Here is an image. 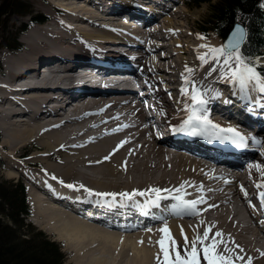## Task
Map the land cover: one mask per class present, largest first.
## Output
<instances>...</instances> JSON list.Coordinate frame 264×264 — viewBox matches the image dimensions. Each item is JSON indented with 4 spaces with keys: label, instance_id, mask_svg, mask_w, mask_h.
<instances>
[{
    "label": "bare ground",
    "instance_id": "bare-ground-1",
    "mask_svg": "<svg viewBox=\"0 0 264 264\" xmlns=\"http://www.w3.org/2000/svg\"><path fill=\"white\" fill-rule=\"evenodd\" d=\"M82 1V4L75 0L70 5L63 2H59V5L53 4L56 7L53 14L59 15L57 17L60 19L42 15L48 24L51 22L49 25L53 28L32 29L27 32L23 36V43L27 47L18 54L7 55L6 50L1 53L0 95H3L8 106L2 110L3 115L0 116V147L5 149L4 158L10 162L6 163L9 175L17 176L13 167L31 168L25 178L29 183L27 187L31 203L35 206V216L32 218L34 222L54 230L60 240H64L68 247L78 253L77 260L80 262H83L84 255H93L95 250L116 256L115 249L124 248L126 253L125 242L135 236L139 241H143L147 250L135 243L129 248L133 252L131 261H135L134 264H152L154 257L156 261L159 251L156 241L162 235L158 229L164 227L166 221L171 235L181 247L184 244L181 228L191 242L196 234L203 235L205 227L214 225L210 236L216 231L224 233L225 240L235 241V244H228L229 248L234 249L231 255L238 254L245 258L243 261L236 260L235 264H246L248 258L252 259V264H264V256L261 255L264 253V208H261L259 190L255 186L258 182H264V135H246L252 143L245 141V149L241 153L236 156L223 154V158L235 167L238 174L221 175L220 180H215L201 158L204 152L199 145L203 141L186 140L183 136L178 143L175 130L179 121L183 124L188 119V112L193 113V107L189 105L191 101L188 102V96L178 92L177 84L184 85L189 94L195 85L201 93L207 95L208 119L212 117L211 114L214 120L219 122L230 123L232 119L249 131H252V128L264 131L258 123L264 119V94L256 91L251 85L250 87L258 93L241 92L239 86L230 81V77L227 79L215 76L221 66L211 57L200 66L199 71L188 66L192 71H186V65L182 64H195L196 58H192V61L183 59L184 55L191 53L187 47L177 51V37L183 45L187 42L184 39H187L190 32L181 29V21L177 20V16H172L176 10L169 14V17H162L163 10L167 8L165 0H87L91 7L84 4L86 0ZM127 7L131 10H126ZM69 8L80 12H63L70 11ZM158 8L161 9V15L150 24L142 28L139 26L137 31L129 27L122 32L117 31L118 24L114 23L113 19L118 17L115 15L129 16L128 22H131L134 18H147L141 15L144 12L157 15ZM176 14L178 15V12ZM105 19L108 20L106 23ZM236 24L245 28L242 23L236 22L231 30ZM95 25L98 26L94 27ZM93 30L95 32H91ZM123 33L132 38L123 37ZM174 37L175 40H171L173 43H160L166 38ZM210 37L205 43L206 51L198 47L201 52L207 53L213 47L220 48L215 37ZM224 41L225 38L222 43ZM244 42L239 45L240 50ZM123 45H128L130 50L136 47H144V50L137 55L133 51L125 54L128 48ZM173 46L175 53L170 51ZM42 52L48 61L49 56H52L57 64H63L69 71L76 70L78 65H89L102 71H118L123 68L131 72V84L142 86L149 91L143 99H139L133 96V90H96L77 81L73 88L66 90V96L77 102L72 115L61 114L58 112L60 109L49 111L45 108V103H50V100L45 93L52 91L56 94V86L51 90L33 87L14 90L2 85L4 83L13 87L20 81V76L28 77L29 74L22 73V70L28 66L32 69L34 57L40 58ZM135 56L138 58L137 63L129 60L135 59ZM164 58H167L166 64ZM175 58L177 65L171 63ZM256 58L262 59L264 55L259 54ZM222 60L223 57L221 63ZM57 64H51L54 68L50 78L45 77L37 83L60 82L63 69ZM259 64L263 65L264 62ZM46 65L42 64L44 67ZM74 65L76 66L73 67ZM135 66L139 69L135 70ZM213 68L216 70L212 71ZM255 68L260 73L259 67ZM40 70L41 67L38 71ZM176 70L179 71L183 82L177 81L179 75ZM167 72L170 73L168 76ZM41 73L47 74L48 69L43 68ZM186 80L189 82L185 83ZM217 83L219 86L215 85ZM235 87L238 88L236 95L242 96L245 101H249V95H258L256 108L249 111L222 99L228 97L226 91L232 93ZM9 93L13 94L11 97L15 101H10ZM21 93L27 96L20 99ZM57 101H61V97ZM71 106L75 105L71 103ZM22 115L26 116V119ZM238 132L242 133V130ZM251 134H254L253 131ZM123 141L127 143L120 147ZM214 141L215 137H211L208 144ZM255 156L262 159L254 162ZM212 159L215 160L216 157ZM67 184H73L76 188L69 189L65 186ZM182 184L184 191L175 192L174 190ZM79 185H84L86 189L95 186L100 192H116V188L124 192L145 191L148 188L169 189L172 190L170 197L174 204L178 203L174 199L176 195H181L186 200L202 196L205 202L197 205L196 215L182 212V216L178 218L153 211L150 213L155 215L153 218L135 221L136 208L133 205H124L120 211L114 213L93 209L91 201L100 204L108 200L119 206L123 201L120 197H117L116 202H112L110 197L89 196ZM238 186H243L247 198ZM143 198H135L138 205L143 204ZM166 203L167 200L162 204ZM174 204H171V207ZM211 205L214 207H210ZM247 219H251L250 223H246ZM160 223L163 224L157 227ZM107 228L116 230L110 231ZM149 228H153L151 232L147 231ZM131 231L136 233H121ZM236 245L240 247L237 248ZM223 249L224 246L221 245L220 251ZM85 264L108 262L96 256L88 259Z\"/></svg>",
    "mask_w": 264,
    "mask_h": 264
},
{
    "label": "snow or ice",
    "instance_id": "snow-or-ice-1",
    "mask_svg": "<svg viewBox=\"0 0 264 264\" xmlns=\"http://www.w3.org/2000/svg\"><path fill=\"white\" fill-rule=\"evenodd\" d=\"M203 39V37H198ZM201 47H207L206 45H201ZM231 49V51H229ZM208 57H211L213 61H216L221 66V76L230 77L231 82L239 86L241 92H246L251 85L259 93H264V76L256 71L255 66L252 65L250 61H246L244 55L239 51V47L232 43L221 46L220 48H210L205 54L198 57L202 62H206ZM223 57L222 63L221 58ZM216 69L213 68L212 71ZM226 70V71H225ZM186 71L191 72L192 70L187 68ZM189 81H185L188 83ZM181 92L183 95L189 97L193 105V113L188 117V120L184 122L176 131H185L186 128L192 129V134H198L196 129L207 130L209 127L212 129H218L221 136L217 138L230 139L234 144L242 145L246 141L241 133H239L235 128H220L219 125H214L210 120H208L206 115H198L195 109L196 105L203 106L207 103L204 98V94L200 92L198 88L193 85L192 92L189 95L187 88H182ZM230 134V135H228ZM123 141L120 147L123 146ZM105 159H110V157H105ZM259 167V166H257ZM55 179V177H53ZM63 184V181H61ZM69 189H75L76 186L73 184L65 185ZM256 188L259 190V200L261 208H264V182L256 183ZM79 188L84 189L89 196H95L100 198L110 197L112 202L117 201V197L121 198L124 202H133L134 205L137 204L136 197H147V205L159 206V201L165 199L162 193H171L172 190L160 189V188H148L145 191L133 190L131 192H93L91 189H86L84 185H79ZM177 193L184 191V185L182 184L179 188L174 190ZM241 191L244 192L245 198H247V192L244 191L243 186H241ZM174 199L178 202L172 206L173 211L183 212L188 215L198 214L197 205L204 203V198L201 196L198 199L186 200L181 195H176ZM104 203H109L108 200H104ZM138 206V205H137ZM210 207H214L211 205ZM254 207V206H253ZM212 226L205 227L203 235L196 234L191 242L189 238L184 233L183 228H181V235L184 239L183 246H179L175 238L171 235L170 229L167 227L166 221L164 222V227L158 229L162 234L161 238L156 241L159 247V251L156 255L157 264H235L236 260L243 261L245 258L241 255H231L234 249L228 247L229 243L235 244V241H228L224 238V233L216 231L210 236L212 231ZM147 231L151 232L152 229L149 228ZM219 238V239H217ZM151 243V241H149ZM143 244V241H139ZM199 245V247H197ZM223 245V251H220V246ZM239 248V245H236ZM243 249H241V252ZM229 253V255H225ZM264 256V253H261ZM246 264H252V259L248 258Z\"/></svg>",
    "mask_w": 264,
    "mask_h": 264
},
{
    "label": "trees",
    "instance_id": "trees-1",
    "mask_svg": "<svg viewBox=\"0 0 264 264\" xmlns=\"http://www.w3.org/2000/svg\"><path fill=\"white\" fill-rule=\"evenodd\" d=\"M258 1L221 0L213 12L210 6L211 12L203 20L204 30H212L224 39L234 23H242L246 29V39L241 52L254 58L260 54L259 48L264 43L259 33L262 16L257 8ZM196 2L200 4L209 0ZM4 6L6 4L3 2L0 8ZM7 6L12 7L13 4L8 3ZM23 195L20 185L9 186L0 182V264H63L65 258L58 246L42 233L35 232L20 217L26 211Z\"/></svg>",
    "mask_w": 264,
    "mask_h": 264
},
{
    "label": "rangeland",
    "instance_id": "rangeland-1",
    "mask_svg": "<svg viewBox=\"0 0 264 264\" xmlns=\"http://www.w3.org/2000/svg\"><path fill=\"white\" fill-rule=\"evenodd\" d=\"M55 2L54 3H52L51 4V7H50V10H51V12L52 13H54V9L56 8V7H54V5L53 4H56L57 3V5H59V2H63V3H66L67 5H70V4H72V1L73 0H68L67 2H64L63 0H54ZM76 2H78L79 4H82L83 3V1L82 0H75ZM169 1L170 0H165V3H166V7H168V4L167 3H169ZM5 3L6 4V6H4L2 9H1V14L2 13H4V14H6V13H9V15H7L6 17H5V19H1L2 20V23H3V28H6L7 30H9L10 31V29L12 30V31H14V32H17L18 30L16 29L17 28V26H19V28H20V25L18 24L19 23V21H20V15H22V16H24V15H26V14H20L19 12H25V11H27L28 9H30V7L32 6V3L34 2V0H0V6H1V4L2 3ZM69 2H71V3H69ZM221 2V0H209V2H203V3H200V4H198V2H196V0H179V2L177 1V6H176V8L174 9V10H172L169 14L171 15V14H173L172 12L173 11H177L178 12V15L176 14V13H174V15H172V16H177L178 17V21L181 23V25L183 26V27H181V29H183V30H185L187 33H188V31L190 32L189 34H188V36H187V39H184V40H186L187 42L185 43V44H183V47H187L188 49H189V47L190 48H192V52H190L191 53V55L188 53V54H186V56L184 55V57H183V59L185 60H187V61H192L193 59V55H194V58H195V55H196V52L197 51H200L199 49H198V47H201V45H205V43L207 42V41H204V40H210L211 39V37H210V35H213L214 37H215V41H217L218 42V44H219V46H220V43H222L223 42V39L222 38H220L219 36H217L215 33H213V32H207L206 34H204V33H201L199 30H202V26H204V19H206L208 16H209V11H210V6H211V11L213 12V9H214V7H215V5L216 4H218V3H220ZM8 3H10L11 5L12 4H15L16 6H17V8H19V11L16 9V7H15V5H13L12 7H8L7 6V4ZM19 4V5H18ZM84 4L85 5H88L89 7H91V5H90V2H87V0L84 2ZM174 4V3H173ZM173 4H171V5H173ZM34 5V4H33ZM70 9V11L69 10H63V12H65V13H72V10H76V9H73V8H69ZM153 9H155L154 7H153ZM167 9V8H166ZM161 9L160 8H158L157 9V11L159 12L157 15H154L153 13H150V12H144V13H142L141 15L142 16H145V17H147V18H145V19H142L141 18V20L143 21L142 23H141V25H140V27L142 28V26H146V25H148V24H150V22H152V21H154V19L155 18H158L160 15H161V11H160ZM62 11V10H61ZM76 11H78V10H76ZM95 11L96 12H98L96 9H95ZM210 11V12H211ZM78 12H80V11H78ZM138 12V11H137ZM138 13H140V12H138ZM4 14L1 16V17H3L4 16ZM99 14H101V15H103L104 13H99ZM105 14H108V13H105ZM168 14V16H166V17H169L170 15ZM43 15H50V14H43ZM181 15V16H180ZM182 15H184V16H182ZM50 16H52V17H54V18H59V17H56V16H54V15H50ZM137 16H139V15H137ZM105 17V16H104ZM163 17V16H162ZM161 17V18H162ZM13 18V22H12V19ZM163 18H165V17H163ZM60 19V18H59ZM180 19V20H179ZM214 19H215V21L218 19V18H216L215 16H214ZM10 20H11V22H10ZM106 21H108V20H106L105 19V23H106ZM145 21V22H144ZM9 22L11 23L10 25H9ZM182 22H183V24H182ZM217 22H218V20H217ZM8 23V24H7ZM51 22H49V24H50ZM160 23H162L161 22V19H160ZM159 23V25H162V24H160ZM48 24V22L43 26V27H31L27 32H30L32 29L34 30V29H39V28H44V29H46V28H49V27H51V28H53V26H51V25H49ZM111 24V23H110ZM187 24V25H186ZM79 25H82V24H79ZM113 26H115L116 24H112ZM98 25H95L94 27H97ZM118 26V25H117ZM72 27V26H71ZM186 27H188V28H186ZM91 28V27H90ZM73 29H74V27H73ZM5 31V32H3L1 29H0V37H1V39H6V41H9L10 39H11V37H12V33L11 34H9L8 33V31ZM96 30V29H95ZM95 30H93V31H91V32H95ZM142 30V32L144 31V29H141ZM99 31V30H98ZM196 31H198V33H199V35H201V36H205V38L203 39V40H198V41H194V40H192L191 38L194 36V34L196 33ZM212 31V30H211ZM99 33V32H98ZM176 34H177V32H176ZM7 37V38H6ZM167 37H169V35L167 36ZM188 37H189V39H188ZM199 37V36H198ZM171 40H175V37L174 38H166L164 41L162 40V42H160V43H162V44H170L171 42L173 43V41H171ZM201 41H203V42H205V43H201ZM164 42V43H163ZM191 44H193V45H191ZM172 45V44H171ZM188 45H191V46H189L188 47ZM125 48H127L128 47V49H127V52L129 53V51H130V47L127 45V46H125V45H123ZM203 48V51H206L207 50V48L206 47H202ZM174 49V46L172 47V49H170V51H174L173 50ZM189 50H191V49H189ZM240 52H241V50H240ZM135 53V52H134ZM168 53H169V51H168ZM173 53H175V51L173 52ZM242 53V52H241ZM188 55V56H187ZM189 58V59H188ZM0 60H2V58H1V55H0ZM185 60V61H186ZM163 61H165V64H166V62H167V58H164L163 59ZM256 63H258L259 64V62L260 63H262V62H264V58H262V59H258V58H256ZM2 63V62H1ZM171 63H173L174 65H177V59L175 58L173 61H171ZM189 63H187V64H182V66H184V65H186V66H188L189 68H193V65H195V64H189ZM264 65V64H263ZM139 68L137 67V66H135V70H138ZM200 69V68H199ZM170 70H173V69H170ZM177 70H179V69H177ZM176 70V73H177V75H179V71H177ZM196 70V69H195ZM197 71H199V70H197ZM167 75L166 76H168V74H170V73H166ZM215 76H217V77H219V78H222V76H221V70H219L217 73H216V75ZM225 78V77H224ZM227 79H229V77H226ZM181 81V80H180ZM231 81V80H230ZM222 84V83H221ZM166 85H167V83H166ZM216 86H219V84L217 83V84H215ZM225 85V84H224ZM247 91L250 93V92H252V93H258V92H256V91H254L253 89H252V87H250L249 86V88L247 89ZM247 91H246V93H247ZM190 102V101H189ZM259 124L264 128V119L263 120H261L260 122H259ZM0 136H1V134H0ZM29 152V151H28ZM31 153L32 152H30V155H31ZM2 157L4 158V154H2ZM5 159V158H4ZM6 160V159H5ZM5 168H6V170H7V167H6V165H5ZM31 169V168H30ZM8 171V170H7ZM5 172V173H7L6 175H4V170H0V178L2 179V180H9L8 178L9 177H12L11 175H9L8 174V172ZM235 173H237L238 174V172H235ZM9 175V176H8ZM24 179V181L29 185V183H28V181H27V179L24 177L23 178ZM89 189H91L92 191H96V192H100V191H98L96 188H95V186L94 187H89ZM130 190H132V189H130ZM129 190V191H130ZM119 192H124V191H122V190H120L119 188H116V193H119ZM29 197H30V195H29ZM30 200H31V197H30ZM32 204V203H31ZM34 208V209H33ZM32 209H33V211H32V215H31V217L32 218H34V216H35V206L32 204ZM32 218H30V220H29V218H27V221L32 225V226H34L37 230H42L47 236H49L51 239H53V240H55L56 242H59V244H61V247H62V250L64 251V255H65V260L63 261V264H85V263H87L88 262V259H90V258H95L96 256H98V257H100V258H102L103 260H106L107 262H108V264H134L135 263V261H131V254H133V252H132V250H130L129 248L131 247V246H133L135 243H137L139 246H140V248H143V249H146L147 250V248L143 245V244H141V243H139V240H138V238L137 237H135V236H133V237H131L127 242H125V245L127 244V247L125 248L126 249V253H125V251H124V248H116L115 249V253H116V256L115 255H113V256H111L110 255V253L108 252V254H106L105 252H103V253H100L98 250H95L94 252H93V255H84V258H83V262H80V261H78L77 260V255H78V253H76V251L75 250H73V248H70V247H68L67 245H66V242L64 241V240H60V237L58 236V234L54 231V230H50L49 228H46V227H43L42 225H40V224H36L35 222H34V220L32 219ZM31 222H33L34 224H32ZM161 224H163V223H160L157 227H159V226H161ZM40 225V226H39ZM154 228V227H153ZM152 228V229H153ZM108 230H110V231H112V230H116V229H109V228H107ZM133 232H135V231H131V232H121V233H125V234H130V233H133ZM118 233H120L119 231H118ZM136 233V232H135ZM112 254V253H111ZM117 254H119V256L117 255ZM110 255V256H109ZM107 256V257H106ZM110 257H112V259L110 258ZM127 259V260H126ZM110 260V261H109ZM128 261V262H127ZM152 264H157V262L155 261V257L153 258V261H152Z\"/></svg>",
    "mask_w": 264,
    "mask_h": 264
},
{
    "label": "water",
    "instance_id": "water-1",
    "mask_svg": "<svg viewBox=\"0 0 264 264\" xmlns=\"http://www.w3.org/2000/svg\"><path fill=\"white\" fill-rule=\"evenodd\" d=\"M245 36V33L243 31V28L241 26L236 25L229 35L228 40H226V44L232 43L234 45H240L242 43L243 37Z\"/></svg>",
    "mask_w": 264,
    "mask_h": 264
}]
</instances>
